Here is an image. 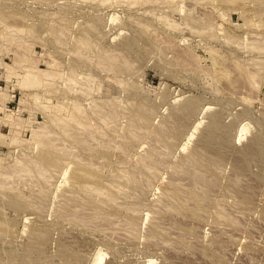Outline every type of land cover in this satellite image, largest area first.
<instances>
[{"label":"rangeland","instance_id":"rangeland-1","mask_svg":"<svg viewBox=\"0 0 264 264\" xmlns=\"http://www.w3.org/2000/svg\"><path fill=\"white\" fill-rule=\"evenodd\" d=\"M47 1H49V2H47ZM97 1L98 0H46V1H44V0H21V2H22L21 3L20 0H18V2H17V0H0V13H1L0 18H2V15H4L3 18L0 19V99L2 100V101L0 100V123L2 121V123L0 125V131L3 133H6V134L9 133L8 136L11 135L14 137L17 135V139H16V137H14L15 141H10L11 136H9L10 138L7 136L9 138V142H7L4 139L2 141H0V154H1L0 157L1 158L6 157V154H8L9 156L12 155L13 157H15V156L17 157V155L20 156L22 154L20 157L23 158V156H24L23 153H28V152H29L28 154L34 153V151L31 152L32 148L30 146V143L32 145V142L34 143V145H36L35 141H31L33 136H31L30 133H32V132H30V131H31L33 126L34 127L37 126L38 123H40V122H44V123L49 122L50 125L55 126V124H52V121H51V119H53L55 117V115H53V114L59 113V115L60 114L62 115V113H64L62 111L63 108H64L65 112H66V110H69V108L65 107L66 105H70L68 107L71 108L72 103L76 102L75 100L82 101L84 99L87 101V103H89L97 95L96 93H98V94L101 93L100 97L104 98V95L105 94L107 95L108 91L113 90L112 88L115 89V87H116V90L119 87V89L117 91L119 92L118 94H120V95L117 94L119 97L116 98V102L118 99H120L118 103H121V99H124V100H122V103L125 104L127 102L126 100L130 99L129 97H131L133 95V99L131 97L130 100H133V101L137 100L138 102H135V104L141 103V102L143 103V101H145V96H146L147 97L146 99H149V101L151 100L150 102H152V105H154L153 107H155V105H156V107L154 109L155 110L157 109L156 111H158V112H154L155 115L153 114V116H155V117L150 116V117H152V118H150V121H151V119H154L157 122L152 121V122H154V124L151 122L150 125L157 126L160 123L158 126H162L163 124L161 125V123H164V126H166L165 123H168L167 121L170 119V118H168L169 116L172 117L171 118L172 121L174 123H176L178 119L175 120L174 117L177 118L176 116H178V115H177V113L175 115V112H179L178 114H181L179 116L181 118V116H182V114H184V112L182 111V113H181V111H179L178 109L180 107H183L184 103H187L186 100L189 101L188 103H192V100H193L194 103L192 105V108H195L197 110L199 107V109L197 111L195 109H192L191 111L193 114L192 113L190 114V112H191L190 111L189 113H187L185 115V117H186L187 115L190 114L189 117L187 116L188 117L187 120H183V118H182V120H180L182 122L179 121L178 123H176V125H178L180 127L182 132H184V135L182 134L181 131L179 132L181 138H177L178 140L176 139L174 141L175 143L173 142L175 145H173V148L172 147L170 148V151H167V150L164 151L165 148H164V145L162 146V144H163L162 142L160 145L158 144L159 142L155 143V145L159 148L160 151H163L165 153L167 152L169 154L168 155L166 153V155H163L164 157H166L168 155L169 159H167L168 156H167V158H164V157L163 158L168 160V163H170V164H168L167 161L165 163V160L162 164H160L162 162L163 158H162V160L160 159L161 161L159 162V164L161 165V169L159 168L160 169L159 172H158L159 169L157 168L158 169L157 172L160 173V175L158 173L156 174L157 177L159 176L158 177L159 180H157L158 178L152 179V180H154V182L153 181H151V182L155 183V184H154V186L151 185L153 187V189L151 186H149L152 189V190L150 189L151 191H149L148 188L146 187V190L148 191V192L146 191L148 193V197H147V195H143L144 193L142 194L144 196L143 198L146 197L148 199H145L144 202H142L143 200L141 201L142 203L146 204V207L145 206L140 207L143 209H141L142 210L141 214H139L140 218L138 219V221L140 222V223L138 222L139 223L138 225H140L138 227H141V228H138V230L140 229L139 232H141V233H139L138 230H137V232L141 235L138 236L139 234L136 233L137 236H131L130 237V239L138 237V238H136V239H138L137 241H136V239L135 240L133 239V241H131V240H129V238L126 239L125 237H123V233H125L124 235H126V237L130 236V234H128L124 228H121L122 227L121 223L116 222V224L114 223L112 225V224H107V223L104 224L105 223L104 221H100L104 225H106V226H101V224L98 223L99 221L96 220V222L95 221L93 222V223H98V225L95 224L96 226L92 222L87 223V224H89V226L86 225V227H82L83 224H79V223H76L73 221L72 222L69 221V223H71L72 225L69 224L67 219H65L63 216H60V213H57L59 211L58 210L59 208L55 209L53 207V205H57L58 200L61 197H63L64 190H66L65 188L69 187V184H67L65 181L66 178L62 177L60 173H59V175H56L58 173H55V175H53L54 177L50 179V181L52 179L54 180V181L53 180L51 181V182H54V185H53V183L51 184V182H50V186L53 185L51 187L52 189L50 187H48L49 186L48 183L44 184L45 180L43 178H41L42 179L41 181L40 180L36 181L37 180L36 177H35L36 179L32 178L35 182H37V183L40 182L39 185L46 186L45 188H46V191L48 192V194H51L50 195L51 197H56L57 201L54 200L53 198H50V196L49 197L47 196L48 199L45 196H43L44 198L42 196H40L39 193H37L40 189V186L37 183H35L34 181L31 182L32 179H31V181L29 180L30 183L31 184L35 183V185L34 184H32V185L34 187L39 186L38 187L39 189L31 187L32 185L30 186L29 185L30 183L27 182L26 180H24L25 184L28 183L27 186L29 185V187H31L32 189H30L29 187L27 189V186L23 183L22 180H18L20 182L22 181V183H23V184L19 183V185H18V182H16L14 180V182H15L14 186L16 185L15 187H17L18 188L17 189L15 187H13L12 184L9 185V182L12 181L14 177L16 178V176H13V177L11 176L12 178L11 177L6 178L3 175L2 176L0 175L1 177H3L4 182L9 181L11 179L7 183V185H4V186H7L8 188L11 187L15 191L16 190L19 191V187L24 188V189L21 188L22 190L20 189L21 191H19V192L24 191V192H22V193H24V194H22L24 196V198H22L23 201H26V199H25L26 196L28 197L27 200L33 199V201H34V203H32V202H30L31 204L29 203L30 205L33 204V206H32L33 208L30 207L29 204H25L24 207H22L23 205L18 203V205H20V206H17L15 204L16 201H19L21 199L14 200L16 196L14 194H12V196H11V193L12 192L14 193V190L13 191H10L11 189L6 190L5 187H2V189L0 188L1 189L0 190V264H20V263L24 264V262H27L26 264H98L96 256H98V257L104 256L103 257L104 258L103 264H112V263L113 264H264V214L261 213V211H264V199H263V196L261 197L263 200H261V198H260L261 195H264V193H261V192H264V190H263L264 189V119H263L264 118V116H263L264 115V81H263L264 80V75H263L264 74V64H263L264 63L263 62L264 61V51H263L264 46L262 47V45H264V0H262V1H260V0H257V1L256 0H167V1L166 0H99L98 2ZM120 1H121V3H120ZM133 2H135V3H133ZM157 3L159 5H156ZM47 4H49V5H47ZM97 6H100V7H97ZM181 6H183V7H181ZM47 7L50 10H47ZM63 7L65 10L62 9ZM70 7H71V9H70ZM75 7H77V8H75ZM86 7H87V9H86ZM146 7H147V9H146ZM148 7H150V8H148ZM17 8H19V9H17ZM125 8H126V10H125ZM140 8H142L143 11L140 10ZM37 9H39V10H37ZM162 9H164V10H162ZM185 9H186V11H185ZM68 10H69V12H68ZM100 10H101V12H100ZM137 10H140L143 13H139L140 11H137ZM148 10H150V11H148ZM95 11L98 12V14ZM241 11H243V12H241ZM19 12H21L22 17L20 14H18ZM162 12H164V13H162ZM22 13H25L28 18L30 17V19H28L26 17V15L22 14ZM88 13H90V14H88ZM108 13L110 14V17L113 16L114 19L110 18L108 16L109 15ZM182 14H184V16ZM131 15H132V17H131ZM170 16H172V18ZM63 17H65V18H63ZM134 17H135V19H134ZM98 18H100L101 21H106V22H101V21L98 22L99 21ZM117 18H119V19H117ZM246 18H248V19H246ZM23 19H24V21H23ZM110 19H112V20L110 21ZM25 20H28V22ZM244 20H246V22L248 21V23H246ZM33 22L35 23V25ZM110 22H112L113 24ZM136 22L140 26L136 25L137 24ZM179 22L181 24H179ZM92 23H94V24H92ZM146 23H148V24H146ZM187 23H189V24H187ZM29 24H30V26H29ZM166 24H168V25H166ZM69 25H71V26H69ZM97 25H100V26H97ZM115 25H117L118 27ZM178 25H180V26H178ZM77 26H80V27L74 28ZM105 26H106V28H108V31H107V29H100V27L103 28ZM172 26H174L173 27L174 29L172 28ZM69 27H71V29ZM95 27H97L98 29ZM109 28L112 30L114 29L112 33H110L111 30H109ZM73 29H75V31ZM139 29H141L142 31ZM76 30H78V31H76ZM105 31H106V35H105ZM99 32H100V35L102 34L101 36L99 35ZM71 33H73V34H71ZM107 33H109V34H107ZM74 34L76 35L77 38L73 37V36H75ZM82 34L84 36H82ZM129 35H131V36H129ZM176 35H178V36H176ZM224 35L226 38H224ZM80 37H85V39H87L88 42L83 41L82 39H80ZM97 37H98V39H97ZM102 37H104V38H102ZM253 37H255V38H253ZM252 38H253V40H252ZM102 39L103 40L105 39V40L101 41ZM112 39H114V40L112 41ZM81 40L83 42H80ZM89 40H90V42H89ZM97 41H99V42H97ZM106 41H108V42H106ZM117 41H118V43H116ZM233 41H235V42H233ZM247 41H249L250 43H248ZM253 41H255L257 44L259 42L261 44V46H260V44H258L260 46L259 47ZM96 42L98 45L101 42L99 46L104 45V47L99 48V46H97ZM119 42H120V44L122 43L121 45L123 47H126L128 45L127 46L128 48H130V49L133 48L132 51H130V53L127 50H123V52L125 51V53L132 58L133 62H131L130 69L135 68V69H132L134 71L129 69V71H127L125 76H123L125 78L130 76L131 79L129 78V81H128V79H127V81L123 80L120 83H118L120 80L118 81L117 79H114L116 81H113L112 78L106 77V76H110L112 72L111 71L108 72V70H106L104 67L100 66L97 63L98 60L96 59L98 57L97 55L101 52L106 53L109 50L110 51L111 50L113 51V49L115 50V45L116 44L120 45ZM237 42H239V43H237ZM108 43H111V44H108ZM131 43H135V44L132 45ZM90 44L92 45V47L89 46ZM253 44L254 45L256 44V47L253 46ZM81 45H83V46H81ZM112 45H114L113 46L114 48L108 49ZM93 46H95V47H93ZM105 47H108V48H106L107 50L103 49ZM81 48H82V50H81ZM87 48L88 49L90 48V49L88 50ZM91 48H95V49H91ZM253 49H255V50H253ZM90 50H92V51H90ZM102 50H104V51H102ZM105 50H106V52H105ZM79 51H82V52H79ZM93 51L94 52L100 51V52L99 53L97 52L94 55ZM86 53L88 55L90 54L89 56L94 55L93 56V58H94L93 62H91L92 56H91V58L89 56H87L89 61L87 60V58L85 56ZM79 55H81V56H79ZM133 58L135 60H133ZM227 58L229 59V61ZM241 58H244V59L241 60ZM252 58H254V59H252ZM235 59L236 60L239 59V60L236 61ZM250 59H251V62H250ZM50 60L53 62H51ZM84 60H85V62H83ZM96 60H97V62H96ZM261 60H262V62H261ZM226 61H228V62H226ZM86 62H87V64H86ZM94 62H96V63H94ZM55 63L58 64V66L56 67L57 69L55 68V66H56ZM67 63H68V68H72V70L75 69V72H72L74 77L78 76L77 74H79L80 76H82L81 74H83V76H84V77L82 76L83 78L78 76L80 81L77 78H73L74 80L76 79V82L79 81V83H76L74 81L76 84L73 83V85L75 86V87L73 86V88H76L77 86L82 85L83 87L82 86H80V87L84 88L85 90L81 89L79 87L75 90H73V88L69 89L70 86L72 87V84L71 85L66 84L65 73L67 75L69 73V70L71 71V69L67 70V68H65L67 66ZM218 63H219V65H218ZM255 63H256V65H255ZM53 64H55V66H53ZM94 64L98 65V66L95 67ZM47 65L49 66L48 68L54 67L53 70L49 69L48 72L49 71L51 72V70H52V72L59 70V72L56 71L57 74L54 75L55 79L54 78L53 79L55 81L57 80L58 82L59 81L62 82L63 80H65V81H63V83L55 82L53 79L51 80V82L54 81L52 83L50 82V80H48V82L45 81V83L47 82V84L51 83L50 84L51 88L53 87L52 90H50L51 89L49 87L50 85L43 84V85H45V87L38 85V84L43 83L44 80L43 81L39 80V83L37 84L38 85L37 86V85H35L37 82H35L33 79L29 78L30 79L29 80L27 76H26V78L24 77L26 75L24 73L29 72L28 70H30L31 74H33V71H37L38 69H44V70L48 69ZM60 65H62V66L59 67ZM88 65H90V66H88ZM238 65L240 67H243V68L245 67L244 70L241 71L242 69H239L240 70L239 71ZM99 66L101 68H99ZM226 66L230 70H228ZM230 66H231V68H230ZM63 67L66 70H63L62 69ZM30 68H32V69H30ZM246 68H247L248 72H246L247 71ZM77 69H79V70H77ZM92 69H95L94 71H96V72H94V71H93L94 73L91 72ZM232 69H234L233 70L234 73L236 72L235 69L237 70V72L234 74L232 71V74H231L230 72ZM61 70L65 71V72H62ZM81 70H84V72H81ZM97 70L99 73L97 72ZM214 70H218V71H215V72H219L218 75H217V73L216 74L214 73ZM249 70H253V72L255 71L256 74L253 73L252 71H249ZM104 71H106V72H104ZM60 72H62V73H60ZM90 72L93 75L98 73L97 74L98 76L97 75L91 76L92 74ZM102 72H103V75L100 74ZM130 72H131V74H130ZM132 72H133L134 76L132 75ZM240 72H242L243 77L240 75ZM250 72H251V74H253L255 76L250 75L249 74ZM29 73H27V74H29ZM70 73L68 74V77H69V75H71ZM106 73L108 75L105 76ZM243 73L246 77L243 75ZM60 74H63V75L61 76ZM86 74L88 76H86ZM229 74H230V76H229ZM58 75H60L62 78ZM73 75H72V77H73ZM236 75L238 78L236 77ZM260 75L261 76L263 75V77H261ZM247 76H249V77H247ZM68 77H66V78H68ZM88 77H90V78H88ZM93 77H95V78H93ZM97 77H99V78H97ZM213 77L215 78L216 81L214 80ZM91 78L94 79L91 81H95V79L99 80L101 78L99 80L100 84H97L99 86H97V85L93 86V88L95 87L97 89L99 87L98 92H96L97 89L93 90V88L91 87V85L97 83V81L91 83V81H90ZM230 78L231 79L236 78V79L234 81H231ZM247 78H250V79H247ZM258 78H260V79L257 80ZM83 79H84V81H83ZM88 79H89V83H91V85L88 84ZM121 79H123V78H121ZM240 79H241V82L240 83L238 82V84H236L237 81H240ZM260 80L263 82H260ZM101 81L105 82L102 84V86H104V84H106V86H109V87L104 86V89H107V90H105L106 93H104V89L101 86V83H102ZM124 81H125V83H124ZM217 81H218V83H217ZM111 82H112V84H111ZM114 82H117L118 84L114 83ZM126 82H129V84H127ZM132 82H134V83H132ZM258 82H259V85H258ZM53 83L54 84L56 83L58 85H54ZM113 83L116 84L117 86L114 85ZM122 83H123V85H122ZM126 84L128 86H126ZM132 84H134V86ZM61 85L63 87H64V85H67V88L69 89L68 91H65V92H67V94L64 92L66 87L63 88ZM130 85H132L134 88L137 87V89L135 90ZM253 85H255V86H253ZM46 86H48V87H46ZM54 86H56V87H54ZM120 86H122V88H125V89H122ZM138 86H140V87H138ZM89 87H91V88H89ZM100 87H101V89H100ZM249 87L251 90L249 89ZM256 87L258 90L256 89ZM11 88H13V91H11ZM45 88H47V89H45ZM67 88H66V90H67ZM87 88H89V89H87ZM9 89L11 92H9ZM121 89H122V91H121ZM126 89H128L129 91H127ZM87 90H89V91L91 90L90 91L91 93H88L89 91L87 92ZM125 90H126V92L123 93V91H125ZM50 91H52V92H50ZM75 91L78 93H76ZM84 91L87 92L88 94H94V95L93 96L89 95L90 96L89 97L88 94L85 93ZM136 91L138 94L135 93ZM45 92H47V93H45ZM49 92H50V94H49ZM74 92H75V94L72 95V93H74ZM81 92H83L84 95ZM129 92H130V94H129ZM53 93H55L56 95H60V97H59L60 99H62L61 95L64 94L63 100L59 101L58 96L53 95ZM69 93H71V94H69ZM80 93L84 97L79 95ZM133 93H135V94H133ZM8 94L13 95V97H11V95H8ZM35 94H38V95H35ZM126 94H127V96H125ZM140 94L143 96H141ZM49 95H51L52 98L49 97ZM67 95H69V96H67ZM122 95H124V96L120 97ZM134 95H137V96L139 95V97L138 98H137V96L134 97ZM53 96H56V97H53ZM66 96H67V98H66ZM77 96H79V97H77ZM8 97H9V99H8ZM48 97L50 99L45 100V98H48ZM70 97H73V98H70ZM76 97L80 98V100H78ZM81 97H82V100H81ZM96 97H97V99L100 98L99 95H97ZM125 98H126V100H125ZM139 98L142 100L144 99V100L141 101ZM19 99L20 100L25 99L24 103H23V110L21 111V115H20V117H22V120H20V118H19V121L17 119L16 120L17 122H14L15 124L13 123V125L10 126L11 125L10 123L5 122V120H7V119L9 120V118H10L6 114V110L8 108H12V109L17 108L18 104H19L18 101H20ZM64 99H65V101H64ZM72 99L74 102H72ZM88 99H90V100H88ZM138 99L140 100V102ZM190 99H192V100H190ZM47 100H51V103H54L56 100V102H58V104L55 102V104H54L55 106L52 104L54 107L49 106L51 104H48V103H50V101H47ZM66 100H71L70 104H69V101H67V103H68L67 104ZM85 100L83 101V103L81 102V105H82V107L85 106L86 108H88L89 105L87 103H85ZM195 101H196V103H195ZM61 102H64V103L61 104ZM130 102L131 101L127 102V105H129V107L133 105V102H131V103ZM150 102H148V103H150ZM44 103L48 104V107H52V109L48 108L47 105L45 106ZM128 103H130V104H128ZM148 103L147 104L144 103L145 106L148 105L146 107L151 106V104L149 106ZM60 104H61V106L62 105H65V106H62L63 108L62 107L59 108L60 106H58V105H60ZM124 104H122L121 106L124 107ZM196 104H198V105H196ZM138 105L137 106L135 105L133 108L138 107ZM184 105H186V104H184ZM194 105H196V106H194ZM121 106H119V107H121ZM6 107H7V109H6ZM57 107H58V109H60L62 111L61 113L58 111V109H56ZM123 107H121L119 109H122L123 111L125 110L124 111L125 113H127L128 110H132V107L127 109V111H126V108H128V106L125 107V109ZM177 107H178V109L176 110L175 108H177ZM200 107H201V109H200ZM207 107H209V109ZM53 110H57V111H53ZM155 110H153V111H155ZM172 111L174 112V114L171 113ZM52 112H55V113L52 114ZM196 112H198V113H196ZM156 113H157V116H156ZM216 113H217V117L220 118V123L218 122L220 127L215 130V128L217 127L216 125H213L214 127L212 126V124H211V127L209 125H210V122L212 123V121H211L213 118L212 114L216 115ZM122 114H123L122 116L121 115L119 116V118H121V119H123V117L126 116L124 113H122ZM167 115H169V116H167ZM173 115H175V116H173ZM164 116H165V118H162ZM166 118H167V120H166ZM124 119L126 120L127 117ZM124 119L121 121L118 120L117 124H119V121H120V124L123 125L124 123H122V122L124 121ZM159 119L160 120L162 119V120L160 121ZM200 119H202V120H200ZM165 120H166V122H164ZM126 121H124V122H126ZM218 121H219V119H218ZM173 122L168 123L167 127L172 128L173 126H170V124ZM183 122H184V126L182 127L181 125L183 124ZM18 123H22L21 125L19 124L20 128H18V125H17ZM174 123H173V125L175 127L176 125ZM56 125H57V128H55L56 126L55 127L50 126L51 128H55L54 129L55 132L62 128L60 126L61 124L60 125L56 124ZM58 125H59V128H58ZM122 125H118V126H122ZM144 125H147V124H144ZM193 125H195V126H193ZM241 125L242 126L246 125L247 131H246V134H244L246 138H244V136H243L241 138L242 140H239L238 135H239L240 129L242 128ZM124 126L126 127V125H123L122 127H124ZM154 126L152 127L153 130L151 129V126H149V125H147L145 127V129H141V131L143 130L142 132H144V130H147L148 127H150L149 130H147L146 132L140 133V134H143V135H141L140 138H142L143 140L145 139L144 141H142V139H141L143 145H141L140 147L139 146H136V147L132 146V147H134L133 149H131L132 152L134 151L135 148L138 149L137 150L138 152H142L145 149L147 150L151 144H154V143L147 140V138L149 139V137H151L152 139H150V140L155 141L154 136H153L154 135V129L157 128L158 126L155 128H154ZM195 127H198V128H195ZM150 129H151V131H150ZM236 129H238L239 132H237ZM18 130H20V134H19ZM61 130L57 131L56 133L58 134L59 132H61ZM119 130L121 131V132L119 131V133H122V131H124L123 128L122 129L119 128ZM210 130H215V131H210ZM15 131L18 132V133H16V135L14 133ZM55 132L51 135L52 138L55 137L53 135H56V137L62 136L61 139H63V140H61V142L58 139V141L60 143H58V141L55 140L54 141L55 144L56 143H57L56 145L62 144V141L64 142V139H65L63 133H61V135H59L60 133L57 135V134H55ZM62 132H63V130H62ZM151 132H153L152 133L153 135L150 134ZM190 135H192V136H190ZM206 136L209 140H206L207 139ZM237 136H238V138H237ZM18 137H21L20 138L21 140H18ZM117 137L120 138L119 136H116V139H117ZM212 137H214V138H212ZM221 137H222V139H221ZM219 138H220L221 142L219 141ZM223 138L225 140L227 139V142L225 141L226 143L224 142ZM28 139H29V141H28ZM54 139H56V138H54ZM254 139H255V141H256V139H258L259 148H261L262 150L260 149L258 151V149H257V151L250 153V155L247 156L246 158L241 156V159L243 161L246 160V162H244V163L245 164L247 163L246 173L244 172V174H243L244 176H242V174H241V178L243 177L242 180L243 179L246 180L247 178H249V179L252 178L250 180L248 179L249 181L243 180V183L245 182L248 185L249 182L250 183L252 182L250 185H253L254 187L252 188V190H250V191H252V192H250V195H251V197L253 195L254 200H255V197L258 198L254 201L257 203V205H256V203L254 205L253 204L254 203L253 197H252V205H254L253 207L255 210L257 207L258 211L256 210L255 212H251V213L247 212V214L249 213L251 216L245 215L246 213L240 214L241 212H238L237 207H232L231 204H233V202H232L233 200L231 199V197L228 196L227 192L225 193L224 190H222V189H220V187H218L219 190H216V192L215 191L211 192V195H212L211 201H214V199L217 198L218 201L224 202L223 199L226 198L225 196H223L224 193L226 196H228L227 197L228 200L231 199L230 201L227 200L226 204H227V207L229 208L230 212L232 213V215L235 216L236 219L239 217L238 218L239 220L237 219L238 224H236V225H239V227L236 226L237 230L235 228L232 229V227H229L232 224H226L228 226V228H227L225 223H223L222 225L224 227V230H223L222 225L220 226V228H218L221 230L216 229L218 227V225H220V224H218L215 227L212 225V223H214V224L216 223V222H214L216 220V218L213 217V215L216 217V213L212 215V213L214 212V210H212V208L213 207L215 208V206H216V205L214 206V204H212V203H215V201H217V200H215L212 203L207 202L208 204H212V207H211V205H209L210 207L207 206L208 204L206 203L200 207L201 208L200 210H198L197 214H199V213L202 214V212H199V211H203V212L208 211V213L205 212L207 215L206 217H202V216H205V213L201 215V217L203 218V221L199 220L201 217L199 219L197 218V220L202 221V222H197V220H195L197 222L196 223L195 221H193L194 216H195L194 215L190 219L194 223L192 222L189 224L190 221H189L188 217L193 215V214L190 215L191 213L188 212V210L190 211V208H188L186 211H184L185 213L183 212L184 215H182V213H181V214H179V216H178V213L175 214L176 212H172V214L170 213L171 211L163 212V214L167 213V215L166 216L163 215V217H165V219L162 218L161 220H163L165 223L167 222L165 220H168L169 223L172 222L171 224H173L174 222H177L174 224L177 225V227L181 226L182 227L181 230H183V231H180L181 227L177 229V227L175 226L176 227V229H175L174 225L170 226L171 224H169V223L165 224L164 222L160 221V222H162V224L160 226H162V228H165L166 232L163 231L165 229L160 228V229H158V230H160V232H157L156 237L152 238V239H155V241H158L160 238V242L154 243V242H152L153 240H150L151 242L148 240V237H146L147 235L145 234V231H147L146 233L149 232V229L151 226L150 224H151L152 219H153L155 214L154 213H153L154 215L151 214V212H152V210H150L151 208L150 209H146V208L151 207V205L149 206V204H151V203L153 204L155 201H156L155 204L157 205V201L163 198V197L161 198L162 194H160V193L163 192L162 190H165L164 187L167 186L168 181H169L168 179H171V177L174 176L173 169H172L173 167H170V166H173L172 163L174 164V163L179 162L181 160L179 158L186 155V153L191 151V149L193 150V148L195 146H198V144L203 145L202 144L203 142L206 145H208L207 150H212L210 148H212V146H213V149L214 148L215 149H214V151L212 150L211 152H214L215 153L214 155H216L219 152V155H221L220 157H224L225 160L228 157L230 158L232 155L231 161L229 158L227 160L230 161L229 163H235V161L238 160L237 158H239V155H241V152L244 151V145H246V146L249 145L250 143L249 144H247V143L252 141V140L254 141ZM120 140L121 139H118L116 141L119 142ZM5 141H6V143H5ZM145 141H147V143L150 145L147 146ZM201 141H203V142H201ZM207 141L209 142L208 144L206 143ZM13 142H14V144H13ZM228 142H230V143H228ZM114 143H116V147L113 146V148L110 147V149L114 150L115 148H117L118 150L115 149L114 151H112V150L108 149L107 152H109V155H111V156L107 155V152H105V154L107 155V158L112 157V159L108 158L111 165L114 164V165H116L115 168H117V167L121 168L122 167L121 165H123V164H119V166H117L118 163L121 162L119 160L127 158L128 161H130L129 156L132 154H133V156L130 157L131 158L130 162L135 161V159H136L135 157H137L136 151L134 153H128L129 151H126V155L127 156L129 155L127 157L126 155H124L125 154L124 152H122L123 154L119 153L121 150L119 147H117V142H114ZM21 144H25V145H21ZM62 145H60V146H62ZM185 145H186L187 149L185 148ZM27 146H30V147H27ZM12 147H13V149H12ZM160 147L163 148V150ZM21 148H23V149L21 150ZM26 148H28V149H26ZM37 148H38V146L34 147V150ZM41 148L39 151H38V149L35 150V152L41 151L40 153H42ZM127 149L129 150L130 148L128 147ZM172 149H174L175 151ZM216 150H217V152H216ZM9 151L12 153H10ZM21 151H24V152H21ZM115 151H117V152L119 151V152L117 153ZM261 152H263V153H261ZM172 153L174 154V156H172ZM34 154H36V153H34ZM34 154H32L31 156L28 155L29 157H26V158H30V157L34 156ZM118 154H119V157H118ZM236 154H237V156H236ZM227 155H230V156H227ZM234 155H235V158L237 157L236 160H234L235 158H233ZM25 156H27V154ZM36 157H37V154L33 158H36ZM117 158H120V159H117ZM224 158H223V161L225 162ZM232 158H233L234 162L232 161ZM175 159H176V161H175ZM227 160H226V162H228ZM64 162H66V161H64ZM115 163H117V164H115ZM65 165H70V164L65 163L63 166H65ZM111 165H110V169H111ZM114 165H112V166H114ZM158 165H157V167H158ZM231 166H232V164H231ZM231 166H230V164H225V166H223V168L226 167L225 169L229 173H227L223 168L218 169V171L221 170V172H222V169L224 170L223 173L218 172L219 176H221L222 179H223V177L225 178L226 175H228V174L231 175L233 173ZM170 168L172 170H168ZM230 170H231V174H230ZM170 171L172 172L173 175L170 173ZM106 172H107V170H106ZM224 172H225V174H224ZM221 174H224V176H222ZM245 174L247 176H245ZM168 176H170V177L168 178ZM1 177H0V179H2ZM181 177L185 180V181H183L182 178H179L180 179L179 182L180 183L182 182L181 183L182 186H184V183L189 184L188 180L186 178H184V176H181ZM245 177H247V178L245 179ZM258 179L259 180L261 179V181H259ZM256 180H258V181H256ZM165 181H167V184H165L166 183ZM259 182H262V183H259ZM11 183H13V182H11ZM41 183H43V185ZM162 183L165 185H163ZM188 184H186V186H184V187L188 188V186H187ZM250 185H248V186H250ZM257 185H258V187L259 186L260 187L258 188ZM251 187L252 186H250V188ZM162 188H164V189H162ZM48 189L50 191L52 190V193ZM159 189H161V190H159ZM215 189H217V187L214 188L213 190H215ZM254 189L256 190V192ZM30 190H32L31 193L29 192ZM34 190H36V191H34ZM221 190L224 193H220ZM18 191H16V192H18ZM57 191H59V192H57ZM8 192H10V193H8ZM254 192L257 195H255ZM33 193H34V195H36L35 193H37L36 197L40 196L41 198H36L34 195H32ZM57 193H59L60 196ZM147 193H145V194H147ZM215 193H216L217 197L214 196ZM218 193H220V194H218ZM258 193H259V195H258ZM26 194H28V195H26ZM29 194H31L32 196H30ZM16 195H18V193ZM56 195H58V197H60V198H57ZM157 195H160V196L158 197ZM221 196H223V197H221ZM29 197H34V198L31 199ZM11 199L14 200V201H12L14 204L12 202H10ZM40 199H43V201ZM44 199H46L48 201H46ZM50 199H51V201H50ZM141 199H142V197H141ZM35 200L41 201L40 204H42V202H43L45 206L44 205L39 206V203L35 204V202H37ZM60 200H59V202L61 203L62 200L61 201ZM152 200H154V202H152ZM45 201L47 203H45ZM53 202H54V204H53ZM60 203H59V205H60ZM59 205H57L55 207H58ZM156 205L152 206V209L156 210V208H157V207H155ZM42 206H44V208H42ZM141 206H142V204H141ZM36 207H39V209ZM205 207H207V209H205ZM19 208H23V209H19ZM231 208H233V210ZM32 209L34 211H32ZM259 209H260V216H262V218L260 216L259 217L253 216V215H258ZM38 210H42L45 212H42V211L38 212ZM56 210H58V211H56ZM120 210H121V213L119 211L120 214L118 215V217L123 215L124 212H126L125 209H123V210L120 209ZM148 210H150V211H148ZM235 210L241 216H238V214H236V212H234ZM209 211L212 213H210ZM147 212L151 216V220H150V217H149V219H147L146 215L149 216ZM126 213H124V214H126ZM186 213H188L190 216L187 217ZM252 213H253V215H252ZM176 215L178 216V218L179 217L181 218L180 221L183 224L179 223L178 221H174L175 218H176V220H178V218L175 217ZM181 215L185 216L184 219L187 221H185V220L182 221L183 217H181ZM170 216L173 217L172 218L173 220L170 219L171 218ZM61 217H63L62 220H60ZM167 217L169 219H167ZM197 217H199V215H197ZM206 218H207V220L204 221V219H206ZM64 219H65V221L63 222ZM213 219H215V220H213ZM115 220L118 221V219L114 218V221ZM5 222L8 224H6ZM242 222H243V224L240 226V224ZM66 223H68V224H66ZM163 223L165 225H163ZM77 224L79 226H77ZM90 224H93V225H90ZM245 224H246V226H245ZM108 225H110L111 227ZM117 225H119L120 227ZM183 225H185V226H183ZM195 225H197V227ZM100 226L101 227H107L106 229L110 228L111 230L117 228L119 230V232L115 231V230H117V229H115L114 230L115 232L113 231L114 233L111 232V230L110 231L108 230L109 233H107V230H105L104 228H102V229H104V230H102L100 228ZM186 226H187V228H192L196 232H198L196 229L197 228L199 229V232H198L199 235H193V237L197 236L198 239L197 238H195V239L200 241V243H202V244L197 245V246L194 245L195 239L191 238L192 239L191 240L189 238V236H192V235H188V237L185 238V241L182 242L181 245H180V243H177L178 246L175 244L177 242L176 240L174 241L175 237H176V239H179L178 238L179 235L183 236L186 234L184 232V231H186V230H184V228ZM232 226H235V224H233ZM112 227H114V228H112ZM240 227H241V230H240ZM119 228H121V230ZM238 228H239V230H238ZM167 229L170 231L169 232L170 235L172 234L171 235L172 237H169V239L173 238L172 239L174 241L173 244H175L174 248H172V249L168 248V246H166V245H169L172 241L170 242L168 239H166L167 243L165 244V240H163V238L165 237L164 234H166V233L168 234ZM37 230L40 232L43 231L42 233L45 232L44 233L45 235H42ZM34 231L38 232L37 235L34 233ZM121 231L123 232L122 234H121ZM117 232L120 233L122 236L120 234H118ZM159 233H161V234L158 235ZM31 234H35V235L31 236ZM111 235H113L114 237ZM200 235H201V237H200ZM215 235H218V236H215ZM33 236H34L33 241H36V242L38 241L37 243H34V242L32 243V237ZM182 236H180V237H182ZM35 237H37L36 239H39V240H36ZM166 237H168V236H166ZM67 238H68V240H67ZM187 238L194 243L189 245L188 244L189 241H187L188 240ZM216 238H219V239L216 240ZM193 239H194V241H193ZM222 239L223 240L225 239V243H224V241H222ZM65 240H67L68 242ZM212 240L213 241L219 240L220 242H223V244H222L223 246H220L221 243L218 244V242L215 243V245L217 244L216 246L217 247L220 246V248L226 247L225 250H224V248L221 250L219 248L217 249V247H215V245H213L215 247V248H213V246L211 245ZM70 241H71V244H69ZM162 241H164V242H162ZM198 241H196L197 244H199ZM229 241H231L232 243H229ZM66 243H68V244L66 245ZM186 243L188 244V246ZM32 244L37 245V247L36 246L33 247ZM182 244L183 245L185 244V245L183 246ZM39 246H40V248H39ZM66 246H71L70 247L71 251L69 250V252H71L73 254H75V252L78 251L76 254L79 253L78 255H80V256L77 257L78 255H76L74 257V260H76L77 262H75V261L66 262L61 258L62 256L60 257L61 250L66 251V249H69L68 247L66 248ZM172 246H170V247H172ZM31 248H32V250H31ZM28 249H29V252H28L29 254L26 255L25 253L28 251ZM73 249H74V252H72ZM25 250H27V251H25ZM24 255H26V257H24ZM13 257H15L16 261L14 260ZM23 258L25 260H23ZM10 261H11V263H10Z\"/></svg>","mask_w":264,"mask_h":264},{"label":"bare ground","instance_id":"bare-ground-1","mask_svg":"<svg viewBox=\"0 0 264 264\" xmlns=\"http://www.w3.org/2000/svg\"><path fill=\"white\" fill-rule=\"evenodd\" d=\"M44 1H46V0H44ZM99 1V0H98ZM97 1V2H98ZM167 1V0H166ZM257 1V0H256ZM260 1H262V0H260ZM17 2H18V0H17ZM20 2H21V0H20ZM19 2V3H20ZM47 2H49V1H47ZM46 2V3H47ZM147 2V1H146ZM186 2V1H185ZM22 3V2H21ZM34 3V2H33ZM55 3V2H54ZM120 3H121V1H120ZM124 3V2H123ZM133 3H135V2H133ZM139 3V2H138ZM163 3V2H162ZM45 4V3H44ZM51 4V3H50ZM68 4V3H67ZM107 4V3H106ZM263 4V3H262ZM28 5V4H27ZM38 5V4H37ZM47 5H49V4H47ZM156 5H159L158 3L156 4ZM178 5V4H177ZM61 6V5H60ZM68 6V5H67ZM132 6V5H131ZM142 6V5H141ZM31 7V6H30ZM91 7V6H90ZM97 7H100V6H97ZM108 7V6H107ZM133 7V6H132ZM156 7V6H155ZM175 7V6H174ZM181 7H183V6H181ZM50 8V7H49ZM67 8V7H66ZM75 8H77V7H75ZM81 8V7H80ZM95 8V7H94ZM134 8V7H133ZM148 8H150V7H148ZM154 8V7H153ZM17 9H19V8H17ZM34 9V8H33ZM62 9H64V7L62 8ZM70 9H71V7H70ZM86 9H87V7H86ZM108 9V8H107ZM146 9H147V7H146ZM145 9V10H146ZM161 9V8H160ZM172 9V8H171ZM240 9V8H239ZM258 9V8H257ZM37 10H39V9H37ZM44 10V9H43ZM47 10H50V9H48V7H47ZM65 10V9H64ZM73 10V9H72ZM125 10H126V8H125ZM140 10H142L143 11V9L142 8H140ZM140 10H137V11H140ZM155 10V9H154ZM162 10H164V9H162ZM174 10V9H173ZM178 10V9H177ZM176 10V11H177ZM243 10V9H242ZM248 10V9H247ZM260 10V9H259ZM22 11V10H21ZM63 11V10H62ZM61 11V12H62ZM67 11V10H66ZM86 11V10H85ZM97 11V10H96ZM95 11V12H96ZM129 11V10H128ZM148 11H150V10H148ZM159 11V10H158ZM185 11H186V9H185ZM250 11V10H249ZM40 12V11H39ZM60 12V13H61ZM68 12H69V10H68ZM67 12V13H68ZM100 12H101V10H100ZM125 12V11H124ZM165 12V11H164ZM164 12H162V13H164ZM241 12H243V11H241ZM240 12V13H241ZM248 12V11H247ZM63 13V12H62ZM71 13V12H70ZM94 13V12H93ZM97 14H98V12H96ZM130 13V12H129ZM128 13V14H129ZM135 13V12H134ZM139 13H143V12H139ZM159 13V12H158ZM239 13V14H240ZM18 14H20L21 15V12H19ZM22 14H25V13H22ZM88 14H90V13H88ZM109 14V13H108ZM138 14V13H137ZM136 14V15H137ZM147 14V13H146ZM189 14V13H188ZM245 14V13H244ZM0 15H1V13H0ZM26 15V14H25ZM139 15V14H138ZM183 16H184V14H182ZM3 16L4 15H2V18H3ZM107 16V15H106ZM109 17H110V14L108 15ZM130 16V15H129ZM188 16V15H187ZM21 17H22V15H21ZM26 17H27V15H26ZM131 17H132V15H131ZM159 17V16H158ZM161 17V16H160ZM171 18H172V16H170ZM2 18H0V19H2ZM28 18V17H27ZM26 18V19H27ZM61 18V17H60ZM63 18H65V17H63ZM85 18V17H84ZM97 18V17H96ZM103 18V17H102ZM108 18V17H107ZM110 18H113L114 19V17L113 16H111ZM116 18V17H115ZM162 18V17H161ZM183 18V17H182ZM28 19H30V17L28 18ZM35 19V18H34ZM99 19V21L98 22H100L101 21V19L100 18H98ZM104 19V18H103ZM117 19H119V18H117ZM134 19H135V17H134ZM169 19V18H168ZM174 19V18H173ZM185 19V18H184ZM183 19V20H184ZM189 19V18H188ZM246 19H248V18H246ZM32 20V19H31ZM90 20V19H89ZM112 19H110V21H111ZM116 20V19H115ZM128 20V19H127ZM130 20V19H129ZM23 21H24V19H23ZM25 21H27L28 22V20H25ZM80 21V20H79ZM88 21V20H87ZM109 21V20H108ZM142 21V20H141ZM171 21V20H170ZM180 21V20H179ZM245 22H246V20H244ZM82 22V21H81ZM101 22H106V21H101ZM113 22V21H112ZM112 22H110V23H112ZM115 22V21H114ZM124 22V21H123ZM158 22V21H157ZM25 23V22H24ZM34 23V22H33ZM79 23V22H78ZM89 23V22H88ZM121 23V22H120ZM119 23V24H120ZM137 23V22H136ZM145 23V22H144ZM172 23V22H171ZM246 23H248V21L246 22ZM76 24V23H75ZM92 24H94V23H92ZM113 24V23H112ZM116 24V23H115ZM146 24H148V23H146ZM145 24V25H146ZM156 24V23H155ZM179 24H181L180 22H179ZM187 24H189V23H187ZM191 24V23H190ZM244 24V23H243ZM34 25H35V23H34ZM90 25V24H89ZM106 25V24H105ZM108 25V24H107ZM111 25V24H110ZM109 25V26H110ZM118 25V24H117ZM117 25H115V26H117ZM128 25V24H127ZM136 25H139L138 23L136 24ZM154 25V24H153ZM166 25H168V24H166ZM173 25V24H172ZM29 26H30V24H29ZM69 26H71V25H69ZM97 26H100V25H97ZM122 26V25H121ZM133 26V25H132ZM140 26V25H139ZM178 26H180V25H178ZM245 26V25H244ZM248 26V25H247ZM78 27H80V26H77V27H74V28H78ZM102 27V26H101ZM100 27V29H107V31H108V28H106V26L105 27H103V28H101ZM118 27V26H117ZM174 26H172V28H173ZM184 27V26H183ZM70 29H71V27H69ZM73 28V27H72ZM95 28H97V27H95ZM111 28V27H110ZM109 28V30H111V32L110 33H112L113 32V30L112 29H110ZM130 28V27H129ZM82 29V28H81ZM98 29V28H97ZM99 29V30H100ZM133 29V28H132ZM174 29V28H173ZM178 29V28H177ZM74 31H75V29H73ZM131 30V29H130ZM139 30H141V29H139ZM72 31V30H71ZM76 31H78V30H76ZM87 31V30H86ZM104 31V30H103ZM142 31V30H141ZM73 32V31H72ZM95 32V31H94ZM89 33V32H88ZM87 33V34H88ZM93 33V32H92ZM97 33V32H96ZM102 33V32H101ZM134 33V32H133ZM132 33V34H133ZM254 33V32H253ZM71 34H73V33H71ZM90 34V33H89ZM107 34H109V33H107ZM255 34V33H254ZM258 34V33H257ZM75 35V34H74ZM99 35H100V32H99ZM102 35V34H101ZM100 35V36H101ZM105 35H106V31H105ZM119 35V34H118ZM135 35V34H134ZM250 35V34H249ZM82 36H84L83 34H82ZM87 36V35H86ZM85 36V37H86ZM108 36V35H107ZM129 36H131V35H129ZM128 36V37H129ZM176 36H178V35H176ZM229 36V35H228ZM233 36V35H232ZM263 36V35H262ZM73 37H76V35L75 36H73ZM85 37H80V39H82L83 41H87V39H85ZM88 37V36H87ZM94 37V36H93ZM252 37V36H251ZM256 37V36H255ZM255 37H253V38H255ZM77 38V37H76ZM100 38V37H99ZM102 38H104V37H102ZM114 38V37H113ZM127 38V37H126ZM224 38H226L225 37V35H224ZM253 38H252V40H253ZM79 39V38H78ZM97 39H98V37H97ZM129 39V38H128ZM233 39V38H232ZM251 39V38H250ZM80 41V42H83V41ZM105 40V39H104ZM103 39L101 40V41H104ZM108 40V39H107ZM114 39H112V41H113ZM127 40V39H126ZM236 40V39H235ZM256 40V39H255ZM258 40V39H257ZM109 41V40H108ZM108 41H106V42H108ZM123 41V40H122ZM128 41V40H127ZM88 42V41H87ZM89 42H90V40H89ZM97 42H99V41H97ZM97 42H96V44H97ZM131 42V41H130ZM129 42V43H130ZM233 42H235V41H233ZM248 43H250L249 41H247ZM254 43H256L255 41H253ZM101 43V42H100ZM100 43H99V45H100ZM116 43H118V41L116 42ZM237 43H239V42H237ZM89 44V43H88ZM108 44H111V43H108ZM114 44V43H113ZM119 44H120V42H119ZM122 44V43H121ZM118 45V44H114L115 45V50L113 49V51L111 50H109L108 52H106V48H108V47H105V48H103V49H106L105 50V52L106 53H103V52H101V53H99L98 51V57L96 58L97 60H98V62H97V60H96V62L100 65V66H102V67H104L106 70H108V72L109 71H111L110 73H111V75L110 76H106V75H108L107 73L105 74V76L106 77H110V78H112L113 79V81H116V80H114V79H117L119 82L118 83H120V82H122L123 80H125V81H127V79H128V81H129V78L131 79V77L129 76V77H127V78H125V77H123V76H125V74L127 73V71H129V69H130V67H131V62H133L132 61V58L129 56V55H127L126 53H125V51L123 52V50H127L129 53H130V51H132V49H130V48H128L127 46L126 47H123L122 45ZM132 45H134L135 43H131ZM241 44V43H240ZM252 44V43H251ZM257 44V43H256ZM256 44L254 45L253 44V46H255L256 47ZM258 44H260L259 42H258ZM257 44V45H258ZM84 45V44H83ZM83 45H81V46H83ZM95 45V44H94ZM98 44H97V46H99ZM114 45H112L110 48H108V49H111V48H114L113 46ZM247 45V44H246ZM249 45V44H248ZM80 46V47H81ZM90 47H92V45L90 44L89 45ZM130 46V45H129ZM259 46V45H258ZM260 46H261V44H260ZM259 46V47H260ZM264 45H262V47H263ZM79 47V48H80ZM93 47H95V46H93ZM101 47H104V45H102V46H99V48H101ZM258 47V48H259ZM98 48V49H99ZM88 49V48H87ZM90 49V48H89ZM88 49V50H89ZM91 49H95V48H91ZM77 50V49H76ZM75 50V51H76ZM81 50H82V48H81ZM85 50V49H84ZM253 50H255V49H253ZM90 51H92V50H90ZM95 51V50H94ZM93 51V54L95 55V53H97V52H94ZM102 51H104V50H102ZM257 51V50H256ZM264 51V50H263ZM79 52H82V51H79ZM85 52V51H84ZM83 52V53H84ZM87 52V51H86ZM88 53V52H87ZM85 54V56H86V58H87V56H89L88 54ZM94 55H91L92 56V58H91V56H89L91 59H92V61L91 62H93V56ZM132 55V54H131ZM70 56V55H69ZM79 56H81V55H79ZM234 56V55H233ZM247 56V55H246ZM251 56V55H250ZM84 57V56H83ZM238 57V56H237ZM254 57V56H253ZM82 58V57H81ZM85 58V57H84ZM240 58V57H239ZM248 58V57H247ZM263 58V57H262ZM223 59V58H222ZM228 59V58H227ZM242 59H244V58H241V60ZM246 59V58H245ZM252 59H254V58H252ZM49 60V59H48ZM54 60V59H53ZM87 60H88V58H87ZM133 60H135L134 58H133ZM224 60V59H223ZM236 60V59H235ZM239 60V59H238ZM238 60H236V61H238ZM260 60V59H259ZM51 61V60H50ZM89 61V60H88ZM228 61H229V59H228ZM228 61H226V62H228ZM247 61V60H246ZM257 61V60H256ZM255 61V62H256ZM46 62V61H45ZM51 62H53V61H51ZM83 62H85V60L83 61ZM96 62H94V63H96ZM218 62V61H217ZM220 62V61H219ZM241 62V61H240ZM249 62V61H248ZM250 62H251V59H250ZM258 62V61H257ZM261 62H262V60H261ZM264 62V61H263ZM59 63V62H58ZM72 63V62H71ZM135 63V62H134ZM232 63V62H231ZM56 64V63H55ZM55 64H53V66H55ZM86 64H87V62H86ZM250 64V63H249ZM264 64V63H263ZM91 65V64H90ZM90 65H88V66H90ZM95 65V64H94ZM218 65H219V63H218ZM241 65V64H240ZM255 65H256V63H255ZM58 66V64H56V66H55V68ZM62 65H60L59 67H61ZM92 66V65H91ZM98 65H95V67H97ZM99 66V68H101ZM135 66V65H134ZM221 66V65H220ZM225 66V65H224ZM232 66V65H231ZM231 66H230V68H231ZM246 66V65H245ZM49 66L47 65V68H48ZM51 67V66H50ZM94 67V66H93ZM227 67V66H226ZM235 67V66H234ZM240 66L238 65V70L239 69H242L241 71H243L244 70V68L243 67H240ZM261 67V66H260ZM36 68V67H35ZM53 68L54 67H52V68H48V69H46V70H44V69H38L37 71H33V74H31V72H30V70H28L29 72H27V73H29V74H27V73H24V74H26L24 77L26 78V76L28 77V79L29 78H31V79H33L35 82H37L35 85H37L38 83H39V80H41V81H43V83H41V84H38V85H41V86H44L45 87V85H50L52 82H54L55 80V78H54V75H56L57 73H56V71H53L52 72V70H53ZM65 68H67V70L68 69H71V71L69 70V73L71 74V75H69V77H68V74L66 75V73H65V80H63V81H65L66 82V84L67 85H71L72 84V87L70 86H68L69 87V89L70 88H73V83H75L76 82V79L74 80L73 78H77L78 80H79V78H78V76H80L79 74H77L78 76H76V77H74V75H73V73L72 72H75V69L74 70H72V68H68V63H67V66L65 67ZM85 68V67H84ZM237 68V67H236ZM29 69V68H28ZM30 69H32V68H30ZM49 69H52L51 70V72L49 71L48 72V70ZM57 69V68H56ZM63 70H66V69H64V67L62 68ZM80 69V68H79ZM79 69H77V70H79ZM83 69V68H82ZM103 69V68H102ZM104 69V70H105ZM132 69H135V68H132ZM132 69H130V70H132ZM221 69V68H220ZM227 69H228V67H227ZM36 70V69H35ZM95 69H92V71L91 72H93ZM222 70V69H221ZM228 70H230V69H228ZM234 69H232L231 70V74H232V71H233ZM246 70H247V68H246ZM245 70V71H246ZM256 70V69H255ZM62 71V70H61ZM132 71H134V70H132ZM215 71H218V70H214V73L216 74L217 73V75H218V73L219 72H215ZM235 71L237 72V70L235 69ZM240 71V70H239ZM238 71V72H239ZM249 71H252L253 72V70H249ZM35 72V73H34ZM57 72H59V70L57 71ZM62 72H65V71H62ZM62 72H60V73H62ZM78 72V71H77ZM76 72V73H77ZM81 72H84V70H81ZM90 72V73H91ZM94 72H96V71H94ZM93 72V73H94ZM97 72H98V70H97ZM101 72V71H100ZM104 72H106V71H104ZM229 72V71H228ZM235 72V73H236ZM246 72H248V70L246 71ZM79 73V72H78ZM99 73V72H98ZM97 73V74H98ZM136 73V72H135ZM223 73V72H222ZM233 73H234V71H233ZM234 73V74H235ZM245 73V72H244ZM244 73H243V75H244ZM253 73H255V71L253 72ZM59 74V73H58ZM81 74V73H80ZM92 74V73H91ZM97 74H92L91 76H96ZM100 74H102L103 75V72L102 73H100ZM99 74V75H100ZM130 74H131V72H130ZM137 74V73H136ZM214 74V75H215ZM225 74V73H224ZM228 74V73H227ZM248 74V73H247ZM250 75H252V76H255V75H253V74H251V72L249 73ZM256 74V73H255ZM22 75V74H21ZM61 76L63 75V74H60ZM60 75H58V76H60ZM72 75H73V77H72ZM82 76H83V74H81ZM132 75H133V72H132ZM240 75L242 76V72H240ZM264 75V74H263ZM263 75L261 76V77H263ZM31 76V77H30ZM60 76V77H61ZM82 76H80V77H82ZM86 76H88L87 74H86ZM98 76V75H97ZM134 76V75H133ZM229 76H230V74H229ZM245 76V75H244ZM66 77H68V78H66ZM84 77V76H83ZM82 77V78H83ZM102 77V76H101ZM104 77V76H103ZM236 77H237V75H236ZM243 77V76H242ZM246 77V76H245ZM247 77H249V76H247ZM54 78V79H53ZM57 78V77H56ZM62 78V77H61ZM88 78H90V77H88ZM93 78H95V77H93ZM93 78H91L90 79V81L91 80H94ZM97 78H99V77H97ZM121 78H123V79H121ZM214 78V77H213ZM238 78V77H237ZM54 80V81H52L51 82V80ZM58 79V78H57ZM60 79V78H59ZM101 79V78H100ZM99 79V80H100ZM221 79V78H220ZM233 79V80H232ZM230 78V80L231 81H234L235 79L234 78ZM247 79H250V78H247ZM260 78H258L257 80H259ZM30 80V79H29ZM32 80V81H33ZM48 80H50V82L51 83H49V84H47V82H48ZM77 80V81H78ZM99 80H96L95 79V81H91V83H93V82H96L97 81V83L96 84H93V85H91V83H89V79H88V84L89 85H91V87L93 88V86H96L97 84H100L99 82ZM134 80V79H133ZM214 80H215V78H214ZM225 80V79H224ZM229 80V79H228ZM229 80V81H230ZM45 81H47L46 83H45ZM63 81L62 82H60V83H63ZM75 81V82H74ZM80 81V80H79ZM79 81L78 82H76V83H79ZM83 81H84V79H83ZM125 81H124V83H125ZM216 81V80H215ZM246 81V80H245ZM264 81V80H263ZM263 81H261L260 80V82H263ZM55 82H58L57 80L55 81ZM58 82V83H59ZM64 82V83H65ZM102 82V81H101ZM110 82V81H109ZM136 82V81H135ZM236 82V81H235ZM238 82L240 83L241 82V79H240V81H237V83L236 84H238ZM243 82V81H242ZM75 83V84H76ZM84 83V82H83ZM82 83V84H83ZM103 83H105V82H102L101 83V86H102V84ZM108 83V82H107ZM114 83H117V82H114ZM113 83V84H114ZM117 83V84H118ZM127 84H129V82H126ZM132 83H134V82H132ZM217 83H218V81H217ZM228 83V82H227ZM231 83V82H230ZM234 83V82H233ZM247 83V82H246ZM43 84H45V85H43ZM54 84V83H53ZM111 84H112V82H111ZM126 84V86H128ZM215 84V83H214ZM253 84V83H252ZM37 85V86H38ZM54 85H58V84H54ZM67 85H64V87H66L67 88ZM80 85V84H79ZM85 85V84H84ZM110 85V84H109ZM114 85H116V84H114ZM122 85H123V83H122ZM133 86H134V84H132ZM132 85H130V86H132ZM228 85V84H227ZM235 85V84H234ZM258 85H259V82H258ZM34 86V85H33ZM62 86V85H61ZM80 86H82V85H80ZM80 86H77L76 88H73V90H75V89H77L78 87L79 88H81V89H84V88H82V87H80ZM97 86H99V85H97ZM104 86L105 87H109V86H106V84H104ZM104 86H102L103 87V89H104ZM117 86V85H116ZM132 86V87H133ZM229 86V85H228ZM232 86V85H231ZM238 86V85H237ZM252 86V85H251ZM253 86H255V85H253ZM46 87H48V86H46ZM50 88H51V85L49 86ZM54 87H56V86H54ZM60 87V86H59ZM63 87V86H62ZM63 87V88H64ZM75 87V86H74ZM91 87H89V88H91ZM112 87V86H111ZM121 88H122V86H120ZM138 87H140V86H138ZM233 87V86H232ZM53 88V87H52ZM52 88L50 89V90H52ZM62 88V89H63ZM66 88H65V90H64V92L65 91H68L69 89L67 88V90H66ZM89 88H87V89H89ZM95 88V87H94ZM93 88V90H96L97 88H95L94 89ZM134 88V87H133ZM217 88V87H216ZM5 89V88H4ZM45 89H47V88H45ZM44 89V90H45ZM55 89V88H54ZM53 89V90H54ZM58 89V88H57ZM100 89H101V87H100ZM113 90H109L108 91V94L106 95H104L103 93V95H104V98H102V97H100V94L101 93H96L97 95H99V99H97V95L94 97V99L91 101V102H89V103H87V101L85 100V103H87L88 105H89V107L88 108H86L85 106H83L82 107V105H81V102L83 103V101L84 100H82V97H84L83 95H84V93L83 92H81L83 95H81V93L79 94V95H81L82 97H81V100L82 101H77V100H75L77 97H79V96H77L74 100L76 101V102H74L73 101V99H72V102H74V103H72V107L70 108V107H68V106H70V105H62V106H65V107H67V108H69V110H66V112L64 111V108L61 106V104H63L64 102H61V104L60 105H58V106H60L59 108H63L62 109V111L64 112V113H62V115L60 114L59 115V113L58 114H53V113H55V112H52V114L53 115H55V117L53 118V119H51V121H52V124H55V126L54 125H50V123L49 122H40V123H38V125L37 126H33L32 127V129H31V131L30 132H32V133H30L31 134V136H33V138H32V140L31 141H35V144L36 145H34V143L32 142V145H31V143H30V146H31V152H33L34 151V153H36L37 154V157L36 158H33V157H35L36 156V154H34V153H32V154H34V156H32V157H30V158H26V157H29L28 155H32V154H28V153H23L24 154V156H23V158L22 157H20L19 155H17V157L15 156V157H13L11 154V156H9L8 154H6V157H3V158H1L0 157V175L2 176H4V177H6V178H10L11 176L13 177V176H16V178L14 177L13 178V180L12 181H5L4 182V180H3V177H1L2 179H0V188L2 189V187H5L6 188V190L7 189H11L10 191H13L14 189H12L11 187L10 188H8L7 186H4V185H7V183L9 182V185L10 184H12L13 185V187H15L14 186V180L16 181V182H18V185H19V183L21 184L22 183V181H23V183L25 184V181L24 180H26L27 182H29L30 183V181H31V179L33 178V179H36L37 178V180L36 181H38V180H42L41 178H43L45 181H44V184H46V183H48V187H52L53 185H54V182H51L50 181V179L51 178H53L54 176L53 175H55V173H58V174H56V175H59V173L61 174V176L62 177H64V178H66V183L67 184H69V187H66L65 189L66 190H64V193H63V197H58V195H59V193H57L58 195H56L57 196V198H60L59 200L61 201V203L59 202V200H58V204L57 205H59V203H60V205L58 206V207H55V206H57V205H53L54 204V202H53V207L55 208V209H58V210H56V211H58L57 213H60V216H63L65 219H67V221H68V223H69V221L70 222H76V223H79V224H83V226L82 227H86V225L87 226H89V224H87V223H93L94 221L96 222V220H98L99 222L98 223H100L101 224V226H106V225H104V224H116V222L117 223H121V225H122V227L121 228H124L125 230H126V232L128 233V234H130V236H127L126 237V235H124L125 233H123L122 231H121V234L123 233V237H125L126 239H128L129 238V240H131V241H133V239L135 240L136 238H138V237H135V238H132V239H130V237L131 236H137L136 235V233H138L139 232V230H138V228H141V227H138V226H140V225H138L140 222L138 221V219L140 218L139 216V214H141V209H143V208H140V207H143V206H145L146 207V204L145 203H142V202H144L145 201V199H148V198H143L144 196L143 195H147V197H148V191L146 190V187L148 188V190L149 191H151L152 189H153V187L151 186V185H153L154 186V184L155 183H152L151 181H153L154 182V180H152L153 178H158L157 176H156V174L160 171V169H161V165L160 164H162L163 162H164V160H165V163H166V161H167V163H168V160H166V159H164V158H167V156L169 155L167 152V156L166 157H164L163 155H166V153L165 152H163V151H160L159 150V148L155 145V143H158L159 145L161 144V142L163 143L162 144V146L164 145V148H165V150L164 151H170V148L172 147L173 148V145H175L174 143V141L177 139V138H181V136H180V131L182 132V130L180 129V127L178 126V125H176V123H178L180 120H182V118H183V120H187L188 119V117L190 116V114L192 113V109H195V108H192V105H193V100L192 99H190V100H192V103H188L189 101H187L186 100V102L187 103H184V104H186V105H184L183 103V107H180L179 109H178V107L177 108H175L176 110L178 109L179 111H181V113H182V111L184 112V114H182V116H181V118L179 117L181 114H178L179 112H175V115H176V113H177V115L178 116H176L177 118H175L174 117V119L176 120V119H178L177 120V122L176 123H174L173 121H172V117H170L169 115H167V116H169L168 118H170L167 122L168 123H170V122H173L176 126L174 127V125H173V123H171L170 124V126H173L172 128L170 127H167V124L168 123H165V125L166 126H164V123H161V125L162 126H154V125H150L151 124V122L152 121H154V122H157V121H155L154 119H151V121H150V118H152V117H150V116H153V114H154V112H158V111H156L154 108L156 107V105H155V107H153L154 105H152V102H150L149 101V99H146L147 97L145 96V101H143L142 99H140L141 101H143V103L141 102V103H137V104H135V102H138L137 100L136 101H133V100H130L131 99V97H132V99H133V95L131 96V97H129L130 99H128L129 101H131V102H133V105L135 104L136 106L138 105V107H136V108H133L134 106L132 105V106H130L129 107V105H127V102H129L128 100H126V98H125V100L127 101L125 104L124 103H122V100H124V99H121V103H118L119 102V100L120 99H118L117 100V102H116V98H118L119 96L118 95H120V94H118L119 92L117 91L118 89H119V87H118V89L116 90V87H115V89L114 88H112ZM122 89H125V88H122ZM122 89H121V91H122ZM131 89V88H130ZM135 90L137 89V87L136 88H134ZM249 89H250V87H249ZM254 89V88H253ZM256 89H257V87H256ZM49 90V89H48ZM72 90V89H71ZM72 90V91H73ZM85 90V89H84ZM98 90H99V87H98V89H97V91L96 92H98ZM105 90H107V89H104V93H106V91ZM116 90V91H115ZM127 91H129L128 89H126ZM126 90L125 91H123V93L124 92H126ZM251 90V89H250ZM258 90V89H257ZM11 91H13V88H11ZM10 91V89H9V92H11ZM77 91V90H76ZM75 91V92H76ZM89 90H87V92H88ZM91 91V90H90ZM88 92V93H91V92ZM138 91V90H137ZM137 91L135 92V93H137ZM255 91V90H254ZM50 92H52V91H50ZM50 92H49V94H50ZM55 92V91H54ZM58 92V91H57ZM63 92V91H62ZM70 92V91H69ZM75 92L74 93H72V95L73 94H75ZM85 92V91H84ZM87 92H85V93H87ZM93 92V91H92ZM101 92V91H100ZM134 92V91H133ZM256 92V91H255ZM8 93V92H7ZM45 93H47V92H45ZM66 94H67V92H65ZM76 93H78V92H76ZM87 93V94H88ZM121 93V92H120ZM132 93V92H131ZM135 93H133V94H135ZM60 94V93H59ZM69 94H71V93H69ZM118 94V95H117ZM129 94H130V92H129ZM128 94V95H129ZM138 94V93H137ZM142 94V93H141ZM140 94V95H141ZM8 95H11V94H8ZM35 95H38V94H35ZM40 95V94H39ZM53 95H56L55 93H53ZM64 95V94H63ZM63 95H61L62 96V99H60L59 97H60V95H56V96H58V99H59V101H62L63 100ZM89 95H91V96H93L94 94H88V96ZM56 96H53V97H56ZM67 96H69V95H67ZM67 96H66V98H67ZM87 96V97H88ZM124 95H122V96H120V97H123ZM125 96H127V94L125 95ZM135 96H137V95H134V97ZM141 96H143V95H141ZM140 96V97H141ZM11 97H13V95H11ZM49 97H51V95H49ZM45 98V100L46 99H50V98ZM90 97V96H89ZM139 97V95L137 96V98ZM6 98V97H5ZM24 98V97H23ZM37 98V97H36ZM52 98V97H51ZM70 98H73V97H70ZM86 98V97H85ZM93 98V97H92ZM96 98V99H95ZM142 98V97H141ZM8 99H9V97H8ZM12 99V98H11ZM56 99V98H55ZM78 100H80V98H77ZM91 99V98H90ZM90 99H88V100H90ZM138 99V100H139ZM1 100V99H0ZM20 100V99H19ZM24 100L25 99H21L20 101H18L19 102V104H18V107L17 108H14V109H12V108H8L7 109V107H6V114L10 117L9 118V120L7 119V120H5V122H7V123H10L11 125L10 126H12L13 125V123L14 122H17L16 120L18 119V121H19V118H20V120H22V117H20V115H21V111L23 110V103H24ZM52 100V99H51ZM51 100H47V101H50V103H48L47 101V103L48 104H51V105H49V106H52V107H54L55 105V102H56V100H55V102L54 103H51ZM140 100H139V102H140ZM2 101V100H1ZM58 101V100H57ZM64 101H65V99H64ZM67 101H69V104H70V101L71 100H66V103H67ZM150 102V103H148V102ZM125 102V101H124ZM130 102V103H131ZM57 104H58V102H56ZM84 103V104H85ZM117 105H116V104ZM130 103H128V104H130ZM144 103H148L149 104V106H150V104H151V106L150 107H146V106H148V105H146L145 106V104ZM195 103H196V101H195ZM3 104V103H2ZM45 104V103H44ZM48 104H45V106L47 105V107H48ZM54 106H53V105ZM68 104V103H67ZM120 104V105H119ZM122 104H124V107L123 106H121ZM196 105H198V104H196ZM196 105H194V106H196ZM6 106V105H5ZM119 106H121V107H123L124 109H125V107H127L128 106V108H126V111H127V109H129V108H131L132 107V110H128V112L127 113H125L122 109H119V108H121V107H119ZM193 106V107H194ZM209 106V105H208ZM46 107V108H47ZM52 107H48V108H51L52 109ZM153 109H152V108ZM208 109H209V107H207ZM2 109V108H1ZM56 109H58V107L56 108ZM74 109V110H73ZM174 109V108H173ZM198 109H199V107H198ZM197 109V110H198ZM200 109H201V107H200ZM5 110V109H4ZM153 110H155V111H153ZM196 110V109H195ZM196 110V111H197ZM53 111H57V110H53ZM58 111L61 113L62 111L60 110V109H58ZM191 111V112H190ZM194 111V110H193ZM153 112V113H152ZM190 112V114L189 115H187L186 117H185V115L187 114V113H189ZM50 113V112H49ZM57 113V112H56ZM122 113H124L126 116H124L123 117V119L124 118H126L127 117V121L124 119V121H126V122H122V123H124L123 125H126V127L124 126V127H122L123 125L122 124H120V121L121 120H123V119H121V118H119V116L121 115H123ZM171 113H173L174 114V112L172 111ZM196 113H198V112H196ZM193 114V113H192ZM195 114V113H194ZM50 115V114H49ZM155 115V114H154ZM175 115H173V116H175ZM184 115V116H183ZM262 115V114H261ZM156 116H157V113H156ZM172 116V115H171ZM264 116V115H263ZM50 117V116H49ZM153 117H155V116H153ZM212 123L210 122V127H211V124H212V126L213 125H216L215 127V130L216 129H218L219 127H220V125H219V123H220V118H218L217 117V113H216V115H214V114H212ZM162 118H165V116L164 117H162ZM180 118V119H179ZM219 119V121H218V119ZM50 119V118H49ZM121 119V120H120ZM264 119V118H263ZM262 119V120H263ZM118 120H120L119 121V124H117V121ZM160 120V119H159ZM162 120V119H161ZM160 120V121H161ZM166 120H167V118H166ZM166 120L164 121V122H166ZM200 120H202V119H200ZM25 121V120H24ZM30 121V120H29ZM159 121V122H160ZM28 122V121H27ZM26 122V123H27ZM154 122H152L153 124H154ZM180 122H182V121H180ZM197 122V121H196ZM195 122V123H196ZM219 122V123H218ZM1 123H2V121H1ZM1 123H0V125H1ZM23 123V122H22ZM22 123H18L17 125H18V128H20V126H19V124L21 125ZM25 123V122H24ZM127 123V124H126ZM198 123V122H197ZM15 124V123H14ZM56 124H61L60 126L62 127L61 129L63 130V132H62V130H61V132H59L58 134L59 135H61V133H63V135H64V137H65V139H64V142L62 141V144H58V145H56L55 144V140H57L58 141V139H59V141L61 142V140H63V139H61V137L62 136H58V137H56V135H53V136H55L54 138H56V139H54V138H52V134L55 132L54 131V129L55 128H57V125ZM144 124H147V125H149V126H151V129L153 130V126H154V128L155 127H157V128H155L154 129V135L152 134L153 132H151L150 134H152L153 136H154V140L155 141H152V140H150V139H152L151 137H149V139L147 138V140L148 141H150V142H152V143H154V144H148L147 143V141H145V143H146V145L147 146H149V148L145 151H142V152H138L137 150L138 149H134V151L132 152L131 151V149H133L134 147H136V146H141V145H143L142 144V141H144L142 138H140L141 137V135H143V134H140V133H144V132H146L147 130H149V128L150 127H148V129L147 130H144V132H142L141 131V129H145V127L147 126V125H144ZM156 124V123H155ZM182 124V123H181ZM219 126H218V125ZM248 124V123H247ZM24 125V124H23ZM59 125H58V128H59ZM118 125H122V126H118ZM50 126H54L55 128H51ZM182 127L184 126V122H183V124L181 125ZM193 126H195V125H193ZM242 126V125H241ZM214 127V126H213ZM119 128L120 129H122L123 128V130L124 131H122V133H119ZM195 128H198V127H195ZM241 128V127H240ZM239 128V129H240ZM151 129H150V131H151ZM21 130V129H20ZM20 130H18L19 131V134H20ZM60 130H57V131H60ZM215 130H210V131H215ZM237 130V132H239L238 131V129H236ZM250 130V129H249ZM56 131V132H57ZM246 131H247V127H246V125L245 126H242V128L240 129V132H239V138H238V136H237V138L239 139V140H242L241 138L244 136V138H246L245 137V135L244 134H246ZM55 132V134H57ZM121 132V131H120ZM15 133V135H16V133H18V132H14ZM124 133V134H123ZM187 133V132H186ZM192 133V132H191ZM211 133V132H210ZM236 133V132H235ZM9 134V133H8ZM8 134H6V133H3V132H1L0 131V141H2L3 139L4 140H6L7 142H9V136H11V135H9L8 136ZM57 134V135H58ZM182 134L184 135V132H182ZM187 135V134H186ZM9 138H8V137ZM116 136H119L120 138H118L117 137V139H116ZM151 136V135H150ZM190 136H192V135H190ZM208 136V135H207ZM207 136H206V138H207ZM236 136V135H235ZM14 137H16V139H17V135L16 136H14ZM13 136H11V139H10V141H15V138H14ZM143 137V136H142ZM223 137V136H222ZM222 137H221V139H222ZM21 137H18V140H21L20 139ZM144 138V137H143ZM210 138V137H209ZM212 138H214V137H212ZM236 138V137H235ZM8 139V140H7ZM35 139V140H34ZM118 140V139H121L119 142L118 141H116V140ZM141 139H142V141H141ZM216 139V138H215ZM218 139V138H217ZM224 139V138H223ZM24 140V139H23ZM26 140V139H25ZM178 140V139H177ZM204 140V139H203ZM206 140H209L208 138L206 139ZM6 141H5V143H6ZM17 141V140H16ZM27 141V140H26ZM28 141H29V139H28ZM58 141V143H60ZM219 141H220V138H219ZM227 142V139L225 140L224 139V142ZM229 141V140H228ZM236 141V140H235ZM114 142H117V147H119L120 148V152L119 153H122V152H124L125 154L124 155H126V151H129L128 153H134L135 151H136V154H137V157H135L134 159H135V161H133V162H130L131 161V156H133V154L132 155H128L129 156V159H130V161H128V159L126 160V159H120V158H117V159H120L119 161H121L120 163H118V165L117 166H119V164H123V165H121L122 167L120 168V167H117V168H115L116 167V165H114V164H112V165H114V166H112L111 164H110V162H109V160H108V158H111L112 159V157H108L107 158V155H109V152H107L108 151V149H110V147L111 148H113V146H115L116 147V143H114ZM174 142V143H173ZM201 142H203V141H201ZM221 142V141H220ZM223 142V143H224ZM225 142V143H226ZM11 143V142H10ZM25 143V142H24ZM173 143V144H172ZM207 144L209 143L208 141L206 142ZM228 143H230V142H228ZM250 143V144H249ZM12 144V143H11ZM13 144H14V142H13ZM178 144V143H177ZM187 144V143H186ZM203 145H199L198 144V146H195L194 148H193V150L191 149V151H189L188 153H186V155H184L183 157H181V158H179V159H181L179 162H177V163H172V165L173 166H170V167H173L172 169H173V174H174V176L173 177H171V179H168L167 181H168V184H167V181H165L166 183L165 184H167V186H165L164 188H165V190H162L163 192L162 193H160V194H162V196H161V198L162 199H160V200H158L157 201V205L155 204L156 203V201L154 202V200H152V202H154L153 204L151 203V204H149V206L151 205V207H148V208H146V209H150V210H152V212H151V214L152 215H154V217H153V219H152V222H151V226H150V229H149V232L148 233H146L147 231H145V234L147 235L146 237H148V240L150 241V240H153L152 242H160V238H159V240L158 241H155V239H152V238H155L156 237V235H157V232H160V230H158V229H160V228H162V226H160L161 224H162V222H164L163 220H161L162 218H164L165 219V217H163V215L164 216H166L167 215V213H165V214H163V212H167V211H171L170 213L172 214V212H176L175 214H177L178 213V216H179V214H181L182 213V215H184L183 214V212L184 211H186L188 208H190V211L188 210V212H190L191 214L190 215H192V216H190L188 213H186L187 215V217L188 216H190V217H188L189 218V224L190 223H192L193 221H195V220H197V218L199 219L200 217H201V215L202 214H204L205 212L206 213H208V211H205V212H203V211H199V212H202V214H197L198 213V210H200L201 208V206H203L204 204H206L207 202L209 203V202H214L215 200H217V201H215V203H212V204H214V206H215V208L213 209L212 208V210H214V212L212 213V212H210V213H212V215L213 214H215L216 213V217L213 215V217L214 218H216V220L215 219H213V220H215L214 222H216L215 224L214 223H212V225L215 227V226H217L218 224H220V225H218V227L216 228V229H218V228H220V226L223 224V223H225V225L226 224H235V226H229V227H232V229H236V226H238L239 227V225H236V224H238V216H241V215H239V213H237L236 212V210L234 211V212H236V214H238V220L235 218V216H233L232 215V213L230 212V210H229V208L227 207V197L229 196V197H231V199L233 200L232 202H233V204H231L232 205V207H237V209H238V212H241L240 214H242V213H246L245 215H250L249 213L247 214V212H255L256 210H257V207H256V210L254 209V205H255V203L256 202H254L256 199H258V198H256L255 197V200H254V197H253V195H252V197H253V204L254 205H252V197H251V195H250V192H252V191H250V190H252V188L254 187L253 185H250L251 183L249 182L248 183V185H250V186H252L251 188H250V186H248L245 182L243 183V180H242V178H241V174H242V176H244L243 174H244V172L246 173V170H247V163L245 164L244 162H246V160H242L241 159V156L242 157H244V158H246L247 156H249L250 155V153H252V152H255V151H257V149H258V151L261 149V148H259V145H258V139H256V141H255V139H254V141L252 140V141H250V142H248L247 144H249V145H244V151L243 152H241V155H239V158L241 159H239V158H237L238 160H236V158H235V155H234V157L233 158H235L234 160H236L235 161V163H229L230 161H231V157H232V155H231V157L229 158L230 159V161H228L227 159V161L228 162H226V160H225V158L224 157H220L221 155H219V152L216 154V155H214L215 153L214 152H211L212 150L214 151V149H213V146H212V148H210V149H212V150H207L208 148H207V146L208 145H206L204 142L202 143ZM16 145V144H15ZM21 145H25V144H21ZM60 145H62V146H60ZM30 146H27V147H30ZM38 146V151L40 150V148H41V150H42V153H40V152H35V150H37V149H35L34 150V147H37ZM131 146V147H130ZM132 146H134V147H132ZM130 148L129 150L127 149V148ZM11 148V147H10ZM17 148V147H16ZM161 148V147H160ZM185 148H186V145H185ZM12 149H13V147H12ZM23 148H21V150H22ZM26 149H28V148H26ZM30 149V148H29ZM115 149H117V148H115ZM114 149V150H115ZM141 149V148H140ZM162 150H163V148H161ZM178 149V148H177ZM187 149V148H186ZM106 150V151H105ZM110 150H112V149H110ZM114 150H112V151H114ZM118 150V149H117ZM142 150V149H141ZM172 150H174V149H172ZM181 150V149H180ZM262 150V149H261ZM8 151V150H7ZM17 151V150H16ZM25 151V150H24ZM24 151H21V152H24ZM131 151V152H130ZM175 151V150H174ZM10 152V151H9ZM8 152V153H9ZM105 152H107V155L105 154ZM115 152H117V151H115ZM117 152V153H118ZM172 152V151H171ZM211 152V153H210ZM216 152H217V150H216ZM10 153H12V152H10ZM18 153V152H17ZM170 153V152H169ZM174 153V152H173ZM172 153V156H174V154ZM261 153H263V152H261ZM16 154V153H15ZM27 154V156H25ZM40 154V155H39ZM123 154V153H122ZM135 154V155H136ZM1 155V154H0ZM113 155V154H112ZM109 156H111V155H109ZM123 156V155H122ZM127 156V155H126ZM127 156V157H128ZM223 156V155H222ZM227 156H230V155H227ZM226 156V157H227ZM236 156H237V154H236ZM118 157H119V154H118ZM164 157V158H163ZM162 158H163V160H162ZM223 158H224V160H225V162L223 161ZM233 158H232V161L234 162V160H233ZM116 159V160H117ZM162 160V162L159 164V162ZM167 159H169V156H168V158ZM115 160V159H114ZM178 160V159H177ZM64 161H66V162H64ZM118 161V160H117ZM175 161H176V159H175ZM112 162V161H111ZM116 162V161H115ZM70 164V165H65V166H63L64 164ZM114 163V162H113ZM115 164H117V163H115ZM159 164V165H158ZM168 164H170V163H168ZM225 164H230V166H231V164H232V174H231V170H230V174L231 175H226L225 176V178L223 177V179H222V177L221 176H219V174H218V172H221V170H219L218 171V169L219 168H223V166H225ZM110 165H111V169H110ZM157 165H158V167H157ZM246 165V166H245ZM71 166V167H70ZM163 166V165H162ZM228 166V165H227ZM113 167V168H112ZM169 167V166H168ZM119 168V169H118ZM159 170H158V169ZM226 167H224L223 169L226 171V169H225ZM171 168L170 169H168V170H172ZM222 169V172L221 173H223V170ZM106 170H107V172H106ZM157 170H158V172H157ZM227 173H229L228 171H226ZM54 173V174H53ZM170 173L172 174V172L170 171ZM226 173V174H227ZM159 175H160V173H158ZM172 174V175H173ZM224 174H225V172H224ZM224 174H221L222 176H224ZM171 175V176H172ZM179 176V177H178ZM181 176H184V178H186L187 180H188V182H189V184L188 183H184V186H186V184H188L187 186H188V188H185L184 186H182L181 185V183L179 182V178H182ZM245 176H247L246 174H245ZM11 177V178H12ZM36 177V178H35ZM170 176H168V178H169ZM221 177V178H220ZM5 178V179H6ZM40 178V179H39ZM247 177H245V179H246ZM32 179V181L31 182H33L34 180ZM183 179V178H182ZM249 178H247L246 180H244V181H249L250 179H252V178H250L249 180H248ZM3 180V181H2ZM18 180H22L21 182L20 181H18ZM30 180V181H29ZM157 180H159V178L157 179ZM254 180V179H253ZM252 180V181H253ZM259 180V179H258ZM258 180H256V181H258ZM54 181V180H53ZM64 181V182H65ZM156 181V180H155ZM182 181V180H181ZM183 181H185L184 179H183ZM255 181V182H256ZM259 181H261V179L259 180ZM11 182H13V183H11ZM35 182V181H34ZM50 182H51V184L53 183V185H51L50 186ZM6 183V184H5ZM22 183V184H23ZM35 183H37V182H35ZM35 183H32V184H34L35 185ZM152 183V184H151ZM259 183H262V182H259ZM28 184V183H27ZM27 184H25L26 186H27ZM31 183L29 184L30 186L32 185ZM38 185L40 184V182L39 183H37ZM42 185H43V183H41ZM163 184V183H162ZM165 184H163V185H165ZM257 184V183H256ZM8 185V186H9ZM11 185V186H12ZM29 185L27 186V189H28V187H29ZM23 186V185H22ZM40 186V189L38 188ZM38 187H34L33 185L31 186V187H34V188H38L39 189V191L37 192V193H39V195L40 196H45V197H49L51 194H48V192L46 191V186H41V185H39ZM68 186V185H67ZM149 186H151L152 187V189H151V187H149ZM25 187V186H24ZM31 187H29L30 189H32ZM184 189H183V188ZM217 187V189H215V190H213L214 188H216ZM218 187H220V189H222V190H224L225 191V193L227 192V194H228V196H226L225 195V193L224 192H222V190L220 191V193H224V195L223 196H225L224 198L225 199H223V201L224 202H222V201H218V199L216 198V199H214V201H211L212 199H211V197H212V195H211V192L212 191H215L216 192V190H219V188ZM257 187H258V185H257ZM260 187V186H259ZM258 187V188H259ZM15 188H17V187H15ZM21 188H23V187H19V191H21L22 189ZM49 188V189H50ZM160 188V187H159ZM164 188H162V189H164ZM0 189V190H1ZM18 189V188H17ZM21 189V190H20ZM24 189V188H23ZM48 189V190H49ZM52 189V188H51ZM151 189V190H150ZM158 189V188H157ZM186 189V190H185ZM261 189V188H260ZM5 190V191H6ZM159 190H161V189H159ZM255 190V189H254ZM262 190V189H261ZM260 190V191H261ZM264 190V189H263ZM16 191H18V190H16ZM15 190H14V193L12 192L11 193V196H12V194H14L16 197H15V199L14 200H17V199H21V200H19V201H16V205L17 206H20V205H18V203L19 204H21V205H23L22 207H24V205L25 204H29L30 202H32V203H34V201H33V199L32 198H34V197H29V198H31L32 200H27V196L26 195H28V194H26L25 196H26V201H23L22 200V198H24V196L22 195V194H24V193H22V192H24V191H22V192H16ZM34 191H36V190H34ZM50 191V190H49ZM147 191V192H146ZM158 191V190H157ZM259 191V190H258ZM16 192V193H15ZM30 193L32 192V190H30L29 191ZM51 193H52V190L50 191ZM57 192H59V191H57ZM62 192V191H61ZM161 192V191H160ZM255 192H256V190H255ZM254 192V193H255ZM8 193H10V192H8ZM18 193V195H16ZM37 193H35L36 195H37ZM144 193V194H143ZM145 193H147V194H145ZM220 193H218V194H220ZM261 193H264V192H261ZM143 194V195H142ZM30 196H32V195H34V193L31 195V194H29ZM36 195H34L35 197H36ZM255 195H257L256 193H255ZM258 195H259V193H258ZM261 195V194H260ZM19 198H18V197ZM40 196H38V197H36V198H41ZM60 196V195H59ZM62 196V195H61ZM158 197L160 196V195H157ZM214 196L215 197H217V195H216V193L214 194ZM223 196H221V197H223ZM263 196V199H264V195H261L260 196V198ZM48 197H47V199H48ZM141 197H142V199H141ZM214 197V198H215ZM259 197V196H258ZM35 198V199H36ZM44 198V197H43ZM50 198H53L54 200H56V197H51L50 196ZM157 198V197H156ZM259 198V199H260ZM24 199V200H25ZM141 199V200H140ZM158 199V198H157ZM230 199V198H229ZM230 199V200H231ZM262 198H261V200H263ZM14 200H12L11 199V201L10 202H12V201H14ZM40 200H42L43 201V199H40ZM44 200H46V199H44ZM143 200V201H142ZM230 200H228V201H230ZM35 201H37V202H35V204H38L39 203V206H41V205H44V203L42 202V204H40L41 203V201H39V200H35ZM46 201H48V200H46ZM45 201V203H47ZM50 201H51V199H50ZM49 201V202H50ZM57 201V200H56ZM142 201V202H141ZM26 202V203H25ZM48 202V203H49ZM261 202V201H260ZM13 203V202H12ZM56 203V202H55ZM207 203V204H208ZM14 204V203H13ZM31 204V203H30ZM29 204V205H30ZM141 204H142V206H141ZM212 204H208L207 206H209V205H211V207H212ZM229 204V203H228ZM48 205V204H47ZM51 205V206H52ZM154 205H156L155 207H157L156 208V210L155 209H152V206H154ZM256 205H257V203H256ZM14 206V205H13ZM33 206V204L32 205H30V207H32ZM36 206V205H35ZM45 206V205H44ZM44 206H42V208H44ZM210 207V206H209ZM33 208V207H32ZM36 208H38L39 209V207H36ZM49 208V207H48ZM154 208V207H153ZM262 208V207H261ZM19 209H23V208H19ZM54 209V210H55ZM120 209H125L126 210V212H124V213H126V214H124L123 213V215H121V216H119L118 217V215L121 213V210ZM204 209V208H203ZM205 209H207V207H205ZM232 210H233V208H231ZM236 209V208H235ZM43 210V209H42ZM42 210H38V212H40V211H42ZM124 210V211H125ZM150 210H148V211H150ZM216 210V211H215ZM14 211V210H13ZM32 211H34L33 209H32ZM36 211V210H35ZM119 211H120V213H119ZM258 211V210H257ZM42 212H45V211H42ZM41 212V213H42ZM143 213V212H142ZM148 213V212H147ZM146 213V214H147ZM154 213V214H153ZM185 213V212H184ZM206 213H205V216H202V217H206L207 215H206ZM261 213L262 214H264V211H261ZM117 214V215H116ZM174 214V215H175ZM234 214V213H233ZM243 214V215H244ZM148 215H149V213H148ZM170 215V214H169ZM173 215V216H174ZM181 215V217H183V219H182V221L183 220H185L184 219V217L185 216H182ZM195 215V216H194ZM197 215H199V217H197ZM242 215V216H243ZM252 215H253V213H252ZM178 216L176 215L175 217H177L178 218ZM194 216V220L193 221H191L190 219L192 218ZM209 216V215H208ZM251 216V215H250ZM253 216H260V209H259V213H258V215H253ZM63 217H61V219L60 220H62L63 219ZM117 217V218H116ZM146 217H147V219H149V217H150V220H151V216L149 215V216H147L146 215ZM169 217V216H168ZM167 217V219H169ZM171 218V220H173L172 218V216H170ZM196 217V218H195ZM201 217V218H202ZM261 218H262V216H260ZM60 218V217H59ZM58 218V219H59ZM114 218L115 219H118V221H114ZM199 219V220H202L203 221V218L202 219ZM65 219L63 220V222L65 221ZM180 217L178 218V220H176V218H175V220L174 221H178L179 223H182L181 221H180ZM199 220H197V222H202V221H199ZM205 220H207V218L206 219H204V221ZM100 221H104L105 223L103 224L102 222H100ZM147 221V220H146ZM149 221V220H148ZM160 221H162V222H160ZM165 221H167L166 223H169L168 222V220H165ZM185 221H187V220H185ZM139 222V223H138ZM196 222V221H195ZM196 222V223H197ZM240 222V221H239ZM6 223V222H5ZM10 223V222H9ZM68 223H66V224H68ZM98 223H93L94 225L95 224H97L98 225ZM165 223V222H164ZM163 223V225H165ZM172 222H170L169 224H171ZM174 223H177V222H174ZM171 224L170 226H172V225H174V228L176 229V227H177V225H175V224ZM187 223V222H186ZM194 223V222H193ZM195 223V224H196ZM6 224H8V223H6ZM69 224H71V223H69ZM93 224H90V225H93ZM103 224V225H102ZM183 224V223H182ZM199 224V223H198ZM240 224V223H239ZM243 224V222L240 224V226ZM72 225V224H71ZM85 225V226H84ZM120 225V224H119ZM119 225H117V226H119ZM120 225V226H121ZM75 226V225H74ZM77 226H79L78 224H77ZM81 226V225H80ZM96 226V225H95ZM100 226V228L102 229V228H104L105 230H107V233H109L108 232V230L110 231L111 229L110 228H108V229H106L107 227H101ZM108 226H110V225H108ZM119 226V227H120ZM176 226V227H175ZM183 226H185V225H183ZM196 227H197V225H195ZM245 226H246V224H245ZM8 227V226H7ZM99 227V226H98ZM111 227V226H110ZM165 227V226H164ZM181 227V226H180ZM180 227H177V229L178 228H180ZM222 227H223V225H222ZM226 227L228 228V226L226 225ZM96 228V227H95ZM112 228H114V227H112ZM121 228H119L120 230H121ZM171 228V227H170ZM226 228V229H227ZM104 229H102V230H104ZM115 229H117V228H115ZM115 229H113V230H111V232H113ZM148 229V228H147ZM162 229H165V228H162ZM161 229V230H162ZM172 229V228H171ZM182 229V227L180 228V231H183V230H181ZM39 230V229H38ZM37 230V231H38ZM137 230H138V232H137ZM184 230H186V231H184L186 234V236L185 235H179V239H176V237H175V239H174V241L176 240L177 242L175 243L176 245H177V243H180V245H181V243L182 242H184L185 241V238L186 237H188V235H192V236H189V238L191 239V238H197L198 239V237L196 236V237H193V235H199L198 234V232H199V229L197 228L196 230L198 231V232H196V231H194L192 228H187V226L184 228ZM218 230H221V229H218ZM223 230H224V227H223ZM237 230V229H236ZM238 230H239V228H238ZM240 230H241V227H240ZM34 231V233L37 235V233L38 232H40V231ZM115 231H118L119 232V230L117 229V230H115ZM114 231V232H115ZM164 232H166V229L165 230H163ZM167 231H168V234L166 235V234H164L165 235V237L166 236H168V237H164L163 238V240H165V244L167 243L166 242V239H168L171 243L169 244V245H166V246H168V248H174V245L175 244H173L174 243V241L172 240L173 238H171V239H169V237H172L171 235H170V231L167 229ZM176 231V230H175ZM43 231H41L40 233L42 234V235H45L44 233H42ZM110 232V233H111ZM113 232V233H114ZM117 232V233H118ZM177 232V231H176ZM220 232V231H219ZM139 233H141V232H139ZM138 233V234H139ZM178 233V232H177ZM176 233V234H177ZM195 233V234H194ZM217 233V232H216ZM35 234H31V236L32 235H35ZM118 234H120V233H118ZM120 234V235H121ZM161 233H159L158 235H160ZM183 234V233H182ZM41 235V236H42ZM119 235V236H120ZM141 234H139L138 236H140ZM178 235V234H177ZM30 236V237H31ZM39 236V235H38ZM37 236V237H38ZM111 236H113V235H111ZM122 236V235H121ZM180 236H182V237H180ZM215 236H218V235H215ZM37 237H35V239L37 238ZM67 237V236H66ZM114 237V236H113ZM122 237V238H123ZM174 237V236H173ZM200 237H201V235H200ZM199 237V238H200ZM33 238H34V236L32 237V243L34 242V243H37L36 241H33ZM150 238V239H149ZM157 238V239H158ZM222 238V237H221ZM220 238V239H221ZM156 239V240H157ZM188 239V238H187ZM194 239H193V241H194ZM197 239H195V244L194 245H200V244H202V243H200V241H198ZM202 239V238H201ZM217 239H219V238H216V240ZM36 240H39V239H36ZM41 240V239H40ZM67 240H68V238H67ZM67 240H65V241H67ZM138 239H136V241H137ZM192 240V239H191ZM191 240H187V241H189L188 242V244L190 245V244H193L194 242H192ZM200 240V239H199ZM215 240V239H214ZM232 240V239H231ZM186 241V242H187ZM196 241H198L199 242V244H197V242ZM222 241H224V243H225V239L223 240L222 239ZM43 242V241H42ZM62 242V241H61ZM68 242V241H67ZM151 242V241H150ZM162 242H164V241H162ZM203 242V241H202ZM218 242V244L219 243H221L220 244V246H223L222 244H223V242H220L219 240L218 241H213L212 240V242H211V245L213 246V245H215V243H217ZM229 243H232L231 241H229ZM68 243H66V245H67ZM69 244H71V241H70V243ZM173 246H172V245ZM187 244V243H186ZM188 244H187V246H188ZM29 245V244H28ZM33 245V247L34 246H36L37 247V245H35V244H32ZM43 245V244H42ZM41 245V246H42ZM183 245V244H182ZM185 245V244H184ZM183 245V246H184ZM193 245V246H194ZM217 245V244H216ZM215 245V247H217ZM30 246V245H29ZM28 246V247H29ZM63 246V245H62ZM65 246V245H64ZM72 246V245H71ZM71 246H66V248L68 247L69 249H66V251H62L61 250V253H60V257L64 260V261H66V262H73V261H75V262H77L76 260H74V257L76 256V255H78V254H76L77 252H75V254H73V253H71V252H69V250L71 251V249H70V247ZM170 246H172V247H170ZM178 246V245H177ZM219 246V245H218ZM220 246L219 247H217V249L219 248L220 250L221 249H223L224 248V250H225V248L226 247H222V248H220ZM225 246V245H224ZM214 246H213V248H215ZM30 248V247H29ZM39 248H40V246H39ZM38 248V249H39ZM37 249V248H36ZM31 250H32V248H31ZM40 250V249H39ZM68 250V251H67ZM25 251H27V250H25ZM24 251V252H25ZM59 251V250H58ZM29 252V249H28V251L25 253L26 255L27 254H29L28 253ZM36 252V251H35ZM72 252H74V249H73V251ZM26 255H24V257H26ZM80 255H78L77 257H79ZM97 257V261H98V264H103V257L102 256H96ZM14 258V260H15V257H13ZM23 260H25L24 258H23ZM78 260V259H77ZM16 261V260H15ZM9 262V261H8ZM10 263H11V261H10ZM27 262H24V264H26ZM21 264V263H20ZM113 264V263H112Z\"/></svg>","mask_w":264,"mask_h":264}]
</instances>
